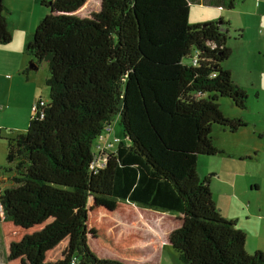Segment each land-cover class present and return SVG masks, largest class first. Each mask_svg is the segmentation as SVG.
<instances>
[{"label": "trees", "instance_id": "obj_1", "mask_svg": "<svg viewBox=\"0 0 264 264\" xmlns=\"http://www.w3.org/2000/svg\"><path fill=\"white\" fill-rule=\"evenodd\" d=\"M44 3L49 12L26 51L31 68L48 63L50 99L27 131L5 137L4 264H134L141 231L118 236L113 226L115 215L145 225L141 208L180 222L167 237L185 264H264L198 172L202 155L223 152L214 126L248 124L220 103L229 97L246 108L248 100L224 67L233 53L229 23H190V0ZM8 13L1 0L0 43L13 39ZM116 116L125 138L114 134ZM109 126L119 142L99 152ZM99 153L104 165L95 164Z\"/></svg>", "mask_w": 264, "mask_h": 264}, {"label": "rangeland", "instance_id": "obj_2", "mask_svg": "<svg viewBox=\"0 0 264 264\" xmlns=\"http://www.w3.org/2000/svg\"><path fill=\"white\" fill-rule=\"evenodd\" d=\"M190 5V23L220 21L222 18L229 23L230 38L228 43L233 48V53L228 61L224 63V67L232 71L234 80L247 91L248 100L246 108L237 107L229 97H222L220 103L226 115L231 117L242 116L243 119L247 120V126L241 131H245L248 137V144L257 146L259 150L258 156L254 162H251V166L254 174L262 175L264 171V138L261 137L262 132L261 134L254 132L264 130V0H236L234 9H229L227 6L224 8L218 7L200 1H192ZM36 28H34V32ZM240 29H243L244 32L241 41L237 39ZM26 60V70L38 75L42 80L41 90L43 89V92L39 94L45 100H49L50 89L46 83V79L50 74L48 63L43 61L39 63V69H33L31 68V62L35 59L27 54ZM10 73L12 75L14 74L11 71ZM34 85H29L27 82H24L23 77V80L21 79L13 85L12 90V86H10L7 87V93L2 91L1 95L5 96H2L0 100L4 97L9 98L13 101H9L11 107L23 108L26 95H32L34 93L36 88ZM258 92H260L259 96ZM34 112L35 109L33 107L29 117L25 115L22 123H18L19 126H22V129L17 132L27 131L31 116ZM112 125L114 126V134L125 138L124 128L119 116L115 117ZM4 128V131L8 132L10 130L6 124ZM232 135L230 130L224 129L219 125L214 126V143L218 148L221 149L222 146L229 144V139ZM224 155L226 154L202 155L198 166L199 176L201 178H205L206 176L214 178V172L220 169L218 165L221 166L223 164L222 159ZM222 173L225 174L224 169H222ZM259 180L263 183L262 178ZM215 181L217 183V180ZM217 194L218 191H216V196L217 200H219ZM262 195L264 198V185L262 187ZM141 211L143 216L142 221L146 218L145 225H140L136 218L126 219L125 217L115 215V223L113 226V233L118 236L125 230L139 229L137 231H141L142 238L135 246L138 256L134 259V264L154 261L152 258V254L154 253L152 251V245L154 244L160 245L159 256H161V264H185L181 261L179 252L170 244L167 237L168 232L180 222L176 224V221L173 219L174 215L168 212L147 208H141ZM2 214L3 209H0V215ZM147 219L156 220V225L154 222L151 224ZM147 222L150 225H147ZM103 251L105 252L107 250L104 249ZM5 262L6 256L0 234V264H4Z\"/></svg>", "mask_w": 264, "mask_h": 264}, {"label": "crops", "instance_id": "obj_3", "mask_svg": "<svg viewBox=\"0 0 264 264\" xmlns=\"http://www.w3.org/2000/svg\"><path fill=\"white\" fill-rule=\"evenodd\" d=\"M44 1L49 0H4L9 12V28L13 39L9 43H0V99L5 96L1 95L2 91L7 93V87L10 86H12V90L13 85L21 79L23 80V77L24 82L29 85L35 84L36 88L32 95H26L23 108L11 107L9 101L12 100L9 98L4 97L0 100V190L7 186V181L4 178L8 174L3 170L8 153V143L5 137L21 131L22 126H19L18 123H22L25 115L29 117L36 101L43 98L39 94L43 92V89L41 90L42 80L38 75L26 70L25 62L28 54L26 46L33 35L34 28L49 12ZM192 1H200L223 8L228 2V0H190V3ZM241 39L238 40L241 41ZM34 69H39V66ZM10 71L14 74L12 75ZM259 95L260 92H258ZM237 117L243 118L242 116ZM5 124L10 129L8 132L4 131ZM243 128L232 132L229 144L222 146L223 152L219 154L226 155L222 159L223 164L218 165L220 169L214 172V178H210V185L214 201L222 215L235 221L236 225L247 233V250L251 253L257 250L264 252V198L262 195L264 171L260 175L254 174V170H252L251 162L256 160L259 150L254 144H252L254 146L248 144L245 131H241ZM261 132V137L264 138V130L254 133L261 134ZM222 169L225 174L222 173ZM260 178L263 183L259 180ZM215 189L218 191L219 200H217ZM2 215H0V219ZM159 248L160 245H152L154 252L152 258L153 262L161 264Z\"/></svg>", "mask_w": 264, "mask_h": 264}, {"label": "built area", "instance_id": "obj_4", "mask_svg": "<svg viewBox=\"0 0 264 264\" xmlns=\"http://www.w3.org/2000/svg\"><path fill=\"white\" fill-rule=\"evenodd\" d=\"M46 100L43 99V98H39L36 103H35V106H34V109L37 108L38 105H45L46 104ZM113 130V128H111V126H109L107 128V131H109V134L108 136H106L105 134H102L101 135V138H100V143L98 144L97 146V149L99 150V152H102L104 151L105 149L107 150L108 147H113L115 146V144H117V142H119V137H114L113 139L110 138V134H111V131ZM105 160H106V157L105 155L103 154H98L97 156V159L95 161V164H100V165H104L105 163ZM0 209L2 210V204H1V200H0Z\"/></svg>", "mask_w": 264, "mask_h": 264}, {"label": "water", "instance_id": "obj_5", "mask_svg": "<svg viewBox=\"0 0 264 264\" xmlns=\"http://www.w3.org/2000/svg\"><path fill=\"white\" fill-rule=\"evenodd\" d=\"M1 1V0H0Z\"/></svg>", "mask_w": 264, "mask_h": 264}]
</instances>
